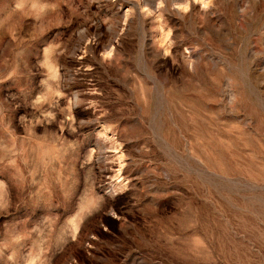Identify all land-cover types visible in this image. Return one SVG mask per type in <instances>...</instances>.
<instances>
[{
	"label": "rangeland",
	"instance_id": "obj_1",
	"mask_svg": "<svg viewBox=\"0 0 264 264\" xmlns=\"http://www.w3.org/2000/svg\"><path fill=\"white\" fill-rule=\"evenodd\" d=\"M0 264H264V0H0Z\"/></svg>",
	"mask_w": 264,
	"mask_h": 264
}]
</instances>
